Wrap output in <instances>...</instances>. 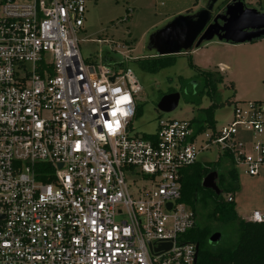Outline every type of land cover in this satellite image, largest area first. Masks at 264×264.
<instances>
[{
  "label": "built area",
  "instance_id": "1",
  "mask_svg": "<svg viewBox=\"0 0 264 264\" xmlns=\"http://www.w3.org/2000/svg\"><path fill=\"white\" fill-rule=\"evenodd\" d=\"M89 1L0 4V264H195L182 172L215 147L257 176L264 102H236L230 122L208 134L160 121L153 134L131 135L134 74L79 52ZM125 93L126 115L109 116ZM113 119L110 135L104 120ZM246 221L264 222V210Z\"/></svg>",
  "mask_w": 264,
  "mask_h": 264
},
{
  "label": "rangeland",
  "instance_id": "2",
  "mask_svg": "<svg viewBox=\"0 0 264 264\" xmlns=\"http://www.w3.org/2000/svg\"><path fill=\"white\" fill-rule=\"evenodd\" d=\"M245 1L251 2L257 12L264 13V0H258V4L254 3L256 0ZM204 4L205 0H95L87 3L82 31L78 34L82 59L91 64L103 61L113 68H128L141 86L136 95L140 115L131 119V135L153 134L160 121L189 122L197 110L210 105L206 95L201 96L199 105L186 102V98L197 92L196 72L189 67L190 61L203 70L223 69V81L217 86L218 100L223 104L214 114L216 130L230 122L233 103L264 102V37L240 44L225 43L217 38L196 40L190 52L175 55L174 64L158 73H145L137 67L136 59L154 54L148 49L151 34L176 16L195 13ZM173 92L179 94L176 108L168 113L158 110L160 98ZM209 132L210 129L204 131ZM201 138L203 135H199L198 139ZM237 139L251 141L252 137L239 130ZM206 154L209 163L217 161L215 147ZM235 171L238 179V189L233 195L235 211L241 219H247L252 211L264 210V167L257 176L246 175L239 166ZM232 241L225 233L220 244L230 245Z\"/></svg>",
  "mask_w": 264,
  "mask_h": 264
},
{
  "label": "trees",
  "instance_id": "3",
  "mask_svg": "<svg viewBox=\"0 0 264 264\" xmlns=\"http://www.w3.org/2000/svg\"><path fill=\"white\" fill-rule=\"evenodd\" d=\"M2 1L0 0V4ZM174 56H157L154 53L151 57L135 61L142 72L155 74L172 66ZM189 67L196 72L194 80L197 92L186 98V102L199 105L202 95H206L210 101L207 108L197 110L189 121L195 133H202L215 129L214 114L223 104L218 100L217 86L222 83L223 76L218 70L196 68L191 61ZM139 115L140 109L136 105L135 117ZM212 171L217 173L219 195L201 187L202 179ZM237 189V173L233 159L228 155H223L213 164L199 160L182 172L180 201L194 212L196 220L194 228L185 236L188 241L198 245L195 264H264V222L252 223L241 219L235 211L234 203L227 202L222 196L223 193L233 196ZM228 229H231L229 233L226 232ZM213 233L221 235L216 245L208 242ZM225 233L233 239L230 245L220 244Z\"/></svg>",
  "mask_w": 264,
  "mask_h": 264
},
{
  "label": "water",
  "instance_id": "4",
  "mask_svg": "<svg viewBox=\"0 0 264 264\" xmlns=\"http://www.w3.org/2000/svg\"><path fill=\"white\" fill-rule=\"evenodd\" d=\"M216 1L210 0V3L214 4ZM210 9L209 6L207 10L192 15L176 16L149 36L148 49L157 56L179 55L190 52L196 40L201 42L217 38L225 43L240 44L264 37V13L244 8L242 0L226 8V17H223L222 24L218 23L219 16H216L214 21L207 25L210 20ZM178 100V93H168L160 98L157 108L164 113L171 112L176 108ZM216 180L217 173L212 171L202 179L201 187L219 195L220 189ZM220 238L219 233H213L208 242L216 245ZM195 250L194 263L197 260L198 245L195 246Z\"/></svg>",
  "mask_w": 264,
  "mask_h": 264
},
{
  "label": "snow or ice",
  "instance_id": "5",
  "mask_svg": "<svg viewBox=\"0 0 264 264\" xmlns=\"http://www.w3.org/2000/svg\"><path fill=\"white\" fill-rule=\"evenodd\" d=\"M119 88L113 89V93H119ZM97 92L99 93H104L105 89L104 88H98ZM101 99H107V97H101ZM129 102V97L128 95L125 93L122 96H119L118 98L115 99V106L108 112V115L111 117H116L117 114H119V116L123 117L126 115V112L124 110L123 107H121V105L126 104ZM94 113L96 111V109L92 110ZM120 127V123L118 120L113 119L111 121H107L104 120V129L108 132V134H114Z\"/></svg>",
  "mask_w": 264,
  "mask_h": 264
},
{
  "label": "flooded vegetation",
  "instance_id": "6",
  "mask_svg": "<svg viewBox=\"0 0 264 264\" xmlns=\"http://www.w3.org/2000/svg\"><path fill=\"white\" fill-rule=\"evenodd\" d=\"M237 1L238 0H217L214 4H211L210 0H205V4L203 5V7L199 8L195 13L207 10L210 6L211 7V9H210V20H209L207 25L211 24L214 21V18L216 16H219V18L217 19L218 23L222 24L224 21L223 17H226V15H225L226 8L230 5L235 4ZM242 2H243L244 8L253 9L254 6L251 5V2H246L245 0H242ZM254 3L258 4L260 2L258 0H256ZM195 13H192V14H195ZM192 14H190V15H192ZM186 16H188V15H186Z\"/></svg>",
  "mask_w": 264,
  "mask_h": 264
},
{
  "label": "crops",
  "instance_id": "7",
  "mask_svg": "<svg viewBox=\"0 0 264 264\" xmlns=\"http://www.w3.org/2000/svg\"><path fill=\"white\" fill-rule=\"evenodd\" d=\"M222 68H220L218 71H220V73L222 74ZM233 203H234V205H235V198H234V196H233ZM235 207V206H234ZM251 214V213H250ZM249 214V215H250ZM249 215H248V218H249ZM248 218L247 219H244V220H248Z\"/></svg>",
  "mask_w": 264,
  "mask_h": 264
}]
</instances>
